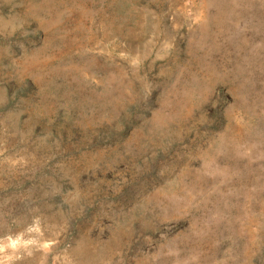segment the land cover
Listing matches in <instances>:
<instances>
[{"label": "rangeland", "instance_id": "rangeland-1", "mask_svg": "<svg viewBox=\"0 0 264 264\" xmlns=\"http://www.w3.org/2000/svg\"><path fill=\"white\" fill-rule=\"evenodd\" d=\"M0 264H264V0H0Z\"/></svg>", "mask_w": 264, "mask_h": 264}]
</instances>
